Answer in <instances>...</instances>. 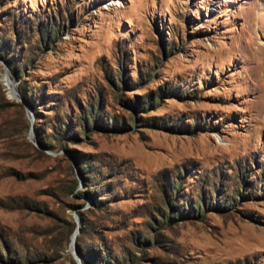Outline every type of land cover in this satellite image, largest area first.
Wrapping results in <instances>:
<instances>
[{"label":"rangeland","instance_id":"1","mask_svg":"<svg viewBox=\"0 0 264 264\" xmlns=\"http://www.w3.org/2000/svg\"><path fill=\"white\" fill-rule=\"evenodd\" d=\"M53 22L58 35L37 45ZM19 82L48 141L93 100L102 120L129 125L90 121L87 135L43 145ZM0 87L29 122L0 107V264H15L2 238L10 257L30 251L27 264H72L78 209L85 241L101 235L127 264H264V0H0ZM135 96L152 103L126 105ZM86 179L101 208L88 211Z\"/></svg>","mask_w":264,"mask_h":264},{"label":"trees","instance_id":"2","mask_svg":"<svg viewBox=\"0 0 264 264\" xmlns=\"http://www.w3.org/2000/svg\"><path fill=\"white\" fill-rule=\"evenodd\" d=\"M70 18V17H69ZM62 23H57V22H53L50 25L47 26V29L45 32L43 31H39V29H37V32H39V38H38V44L39 46H46L49 45L50 43L53 42L54 38L58 35ZM8 42H11V39L8 40ZM7 61H9V63H12V61L7 58L4 57ZM24 63H26V61H24ZM14 69V73H16V76L19 78V74L17 73L18 70L17 68H13ZM20 85V96L32 107V109L34 110V114L36 115V119L34 120L33 126L34 129L36 131V133H38V138L41 144L49 146L51 145L53 140L56 141H61V139L65 138V137H73V138H79V133L83 134V135H87L90 131L89 127H90V121L92 122L93 125L95 126H101L104 128H114L116 130H121L124 127H127L129 124L126 121L123 122H119L117 117H114L112 122L110 123L109 120L104 121L102 120L103 114H100L98 112L99 108H100V104L97 103L96 101L93 100V102H89L86 104V107H84L81 110V115L80 117L77 119V121H79L78 127H74L72 126V122L73 118L72 117H66V119L68 120V122L65 121V118H59V126L58 123H56V127L57 129L52 128V131H48V133L50 134L49 138H51L52 140H46L45 137H43V133L39 134L38 132V118H37V110L35 108V105L33 103V100L30 99L28 97V91L27 88H23L21 86V82H19ZM165 92V91H162ZM162 92L159 93V95L162 94ZM124 98H122L123 100ZM99 102V101H98ZM124 102L126 103V105H129L130 107L134 108V109H138L141 106H145V104L150 105L152 103L151 99L149 98L146 102L145 99H139V96H135L134 97V101L131 102L129 100V98L124 99ZM9 105H16L19 108L20 111V115H21V123L23 125V128H28L29 127V122L26 120V117L24 115V107H23V103L20 101H9L4 94L2 93L1 87H0V107L5 108ZM130 123H136V116L134 115H130ZM147 123H149L147 121ZM156 123V122H153ZM46 131V130H44ZM82 132V133H81ZM46 142H45V140ZM59 141V142H60ZM63 146H67L66 143H63ZM68 150H72L73 149H68ZM72 157H74V159L77 161L78 164V170L81 176L86 177L90 174H93L94 170L91 167V163L89 159L82 157V156H78L75 155L74 153H71ZM87 173V174H85ZM86 181H88V185H89V190L87 191V195L90 196V198L93 201V204L91 207H88V211L90 209H94V207L96 208H101L102 204L101 201H103V199L105 198H100L98 197L97 194V190L96 188H94V182H90L91 179H86ZM75 184H76V178L74 179V184L72 185V188L69 189V192L73 191L75 188ZM90 184L93 185L92 187H90ZM105 185H107L105 183ZM175 192H178V188H173ZM79 194H81V192H79ZM244 193H240V191H238V195H241ZM202 202L204 203L203 199H201ZM164 204L165 206H167V209H171L172 207H177V210L179 212V215H186V214H191V215H196L197 213H195V209L194 207H192V205L189 207V209H185L184 207H181L179 204L174 205L172 204V207L169 205V203L166 202V200H164ZM76 204L71 203V207H75ZM209 206H217V207H224L222 204H220L219 202L217 203H210ZM179 208H183V209H179ZM200 210V209H199ZM86 211L84 210H77V214H78V218L80 221V225H79V232L76 236V250L79 254L80 260L82 262V264H127V261H129V263L131 262L130 258L128 257V255H126L123 252V256H119V254H117V252L114 250L113 245H111L110 243H107L104 238L100 235L98 236L99 240H92L91 242H87L85 241V236H87L86 234L87 232V223H86V216H85ZM161 214V213H160ZM200 215V212H199ZM162 219L163 215L161 214ZM172 216L170 215V213L168 214V218L170 219ZM67 227L69 228V235L70 233L73 232V230L76 227V220L74 218H70L69 220H67ZM71 236V235H70ZM68 237V238H67ZM65 239H62L59 237L58 243L59 246L66 248L65 244L66 242L69 241V236H67ZM64 240L65 244H64ZM147 239H144L143 242H146ZM139 242H142L140 240H138ZM1 244L3 245V248L6 251L5 256L8 259H11L15 264H27L29 262V260H32L33 258L30 257L29 253L30 251L27 250V248L22 245V249H24V252H20V255L17 256H12L10 257L9 254H11L12 250H11V242L7 239H1ZM3 254L0 252V260L3 259ZM71 263L75 264V260L71 258Z\"/></svg>","mask_w":264,"mask_h":264},{"label":"water","instance_id":"3","mask_svg":"<svg viewBox=\"0 0 264 264\" xmlns=\"http://www.w3.org/2000/svg\"><path fill=\"white\" fill-rule=\"evenodd\" d=\"M16 92H17V90H16ZM20 100L27 106V103H26V101L23 98H20ZM32 128L33 127L31 126V130H32ZM75 220H76V227L73 230V232L71 233L70 241H69V248L71 249L72 255H73L74 259L76 260V263L77 264H82V262L80 260V257H79V254H78V252L76 250V236H77V234L79 232V225H80V221H79L77 215H75Z\"/></svg>","mask_w":264,"mask_h":264},{"label":"bare ground","instance_id":"4","mask_svg":"<svg viewBox=\"0 0 264 264\" xmlns=\"http://www.w3.org/2000/svg\"><path fill=\"white\" fill-rule=\"evenodd\" d=\"M8 80V79H7ZM13 81V80H12ZM14 83V82H13Z\"/></svg>","mask_w":264,"mask_h":264}]
</instances>
